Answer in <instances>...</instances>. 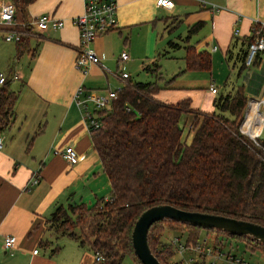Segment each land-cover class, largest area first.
I'll use <instances>...</instances> for the list:
<instances>
[{
  "label": "crops",
  "instance_id": "0c3cea01",
  "mask_svg": "<svg viewBox=\"0 0 264 264\" xmlns=\"http://www.w3.org/2000/svg\"><path fill=\"white\" fill-rule=\"evenodd\" d=\"M7 1L13 0H0V4ZM173 1L174 6L168 9L158 6L156 0H117L118 26L94 40L101 63L92 65L85 75L75 66L80 38L73 22L74 16L84 10L83 0H32L27 4L25 22L49 13L64 19L65 24L59 29L30 35L28 49L18 57L16 43L4 38L12 26L0 23V72H4L8 80H17L11 87L19 92L13 121L0 132L3 137L0 148V264L95 263L94 251L88 244L81 245L69 235L55 231L48 220L59 205L85 203L91 206L100 198H109L111 193L110 179L94 148L83 110L74 100L80 84L98 93L117 90L125 81L119 83L110 75H116L114 72L121 64L126 71L128 67L140 70L144 64L157 59L161 66L162 58L170 56L169 41L177 43L176 49L184 48L183 60L185 45L193 44L198 50L207 49L213 62L218 52L230 68L239 67L242 39L253 34L257 23L264 22V0H207L220 5L219 8H212L201 0ZM18 20L15 19L16 27ZM198 23V29L190 32ZM236 27L238 35H234ZM262 27L264 29V25ZM123 50H127L130 57L120 62ZM164 51L167 54L158 58ZM260 61L255 68L264 64V51ZM143 71L158 75V72ZM13 72L18 78L12 77ZM128 72L131 79L132 74ZM182 74L198 73L184 71ZM212 84L211 80L208 84L212 96L210 105L200 108L198 103H191L192 107L214 109L213 100L219 87L214 84L218 89L214 93L210 90ZM177 86L181 85L170 83L165 89ZM161 91L155 96L166 102L188 97L184 91L171 89L166 94ZM257 105H252L255 112ZM190 118V114H184L181 123H187ZM67 145L84 157L71 164L60 152H55ZM36 171L40 172V179L30 186L28 182ZM7 235L16 237L13 254L4 248ZM36 248L37 253L34 252ZM54 248H57L55 252Z\"/></svg>",
  "mask_w": 264,
  "mask_h": 264
},
{
  "label": "trees",
  "instance_id": "16d2710c",
  "mask_svg": "<svg viewBox=\"0 0 264 264\" xmlns=\"http://www.w3.org/2000/svg\"><path fill=\"white\" fill-rule=\"evenodd\" d=\"M31 1L13 0L19 28L26 21L25 9ZM199 26H192L190 32ZM254 27L253 34L241 41L240 71L247 69L248 44L264 33L260 23ZM29 36L24 35L16 43L17 57L28 49ZM169 43L172 47L177 44ZM185 51V68L179 73L211 69L212 57L207 49L186 44ZM261 52L253 66L260 64ZM166 54L160 52L158 58ZM262 67L264 64L252 71L249 82L217 95L211 111L192 107L189 96L177 102L155 96L169 87L176 75L164 85L156 79H128L117 89L111 107L99 110L101 125L92 131L94 148L111 182L110 197L100 198L91 206L59 205L48 219L50 227L101 253L104 259H95L94 264H121L126 254L135 264H143L135 252L132 231L140 214L154 205L168 203L264 225V136L256 144L240 130L250 96L258 94L263 86ZM143 69L159 75L160 63L155 59ZM18 95L8 78L0 85V132L13 121ZM184 114L191 115L187 123L192 126L190 140L182 137ZM165 224L184 234L190 245L200 240L205 229L207 233L216 232L217 243L232 237L245 241L251 249L264 250V245L249 237L165 219L154 222L148 232L150 248L162 264H172L170 258L174 255L164 238Z\"/></svg>",
  "mask_w": 264,
  "mask_h": 264
},
{
  "label": "built area",
  "instance_id": "2783aa9c",
  "mask_svg": "<svg viewBox=\"0 0 264 264\" xmlns=\"http://www.w3.org/2000/svg\"><path fill=\"white\" fill-rule=\"evenodd\" d=\"M203 4H209L212 8H219L220 5L201 0ZM84 10L81 14L74 16L73 22L79 29V47L78 54L75 59V66L84 75L88 73L90 67L94 64L101 63V58L93 46L94 40L110 30L118 26L117 18V0H83ZM158 6L165 8H172L174 6L173 0H156ZM16 6L13 1H7L0 4V23L12 26L8 30L4 38L7 41L19 42L24 35H32L48 29H59L64 26V19L54 17L49 13H42L34 18L32 21L21 23V28L16 27L15 24ZM264 25V22L262 23ZM29 27V28H27ZM27 28V30L22 29ZM255 27L253 28V30ZM239 34V28L234 29V35ZM216 46H214V49ZM264 51V33L256 37L255 40L248 44L247 54L245 57V64L249 67L258 52ZM130 57L127 50L120 53L119 61H126ZM108 72H110L108 70ZM116 76L124 80V84L130 79V73L125 70L123 64L118 67V71L114 72ZM13 78H18V74L12 73ZM8 78L4 72H0V83H3ZM210 90L214 93L218 92L217 86L212 84ZM117 98L116 89H107L104 93H98L88 90L84 85L80 84L75 93L74 100L76 104L83 110V117L88 123L90 132L97 129L101 125L99 110L109 109L112 101ZM252 101L258 103L256 112L252 114V119L246 121L249 113V108ZM264 98L254 100L250 96L245 117L241 123L240 130L243 134L249 136L256 144H259L258 138L263 136L264 131ZM192 126L188 125L189 128ZM256 131V132H255ZM255 132V133H254ZM254 133V134H253ZM3 146V137L0 135V148ZM264 149V147H263ZM55 152H60L71 164L80 161L84 156L79 155L73 146L67 145L62 150L56 149ZM40 172L36 171L30 178L28 185L38 183L40 179ZM108 199V198H107ZM178 234V233H177ZM16 237L14 235H7L4 239V248L9 254L14 253ZM221 242V243H220ZM219 243L215 239L209 238V235L202 236L195 244H188L184 234L173 235L167 239V245L171 246L174 255L170 258L172 264H250L245 261L243 257H239L231 249L226 248L227 238H221ZM37 253L38 249H34ZM176 258H173L174 256ZM94 259L103 260L104 256L96 252Z\"/></svg>",
  "mask_w": 264,
  "mask_h": 264
},
{
  "label": "rangeland",
  "instance_id": "374dc122",
  "mask_svg": "<svg viewBox=\"0 0 264 264\" xmlns=\"http://www.w3.org/2000/svg\"><path fill=\"white\" fill-rule=\"evenodd\" d=\"M166 37L164 36L163 39ZM20 42V41H19ZM17 42V43H19ZM170 48V49H169ZM167 47V49L170 51V56H165L162 58L161 66L162 70L159 72V75L155 74H148L143 71L142 68L140 70H137V67L134 69V67H128V71L131 72L132 78L135 80H141V81H147V80H157L159 84L164 85L170 78L176 75V77L172 80V84H180L181 86H177L175 88H170L169 90L162 88L160 89L161 93L170 92L171 89H174L176 91H184V93H187L188 96L192 98L191 103L194 105V103H198L203 108L204 106H208L211 103L212 96L210 95L208 84L212 80L214 84H216L219 87V93L215 94V97L219 95L220 93H225L228 91L233 90L234 88H237V86L241 85L244 81V83L249 82L253 70L255 69V66H253V63L247 67L248 72L246 69L239 70V67L236 66L235 68H230L228 63L225 59L220 55V53L216 52V60H212V66L210 70H185L190 71V73H198L194 75H186L182 74L183 72L179 73L182 69L185 68V62L182 58L183 54L182 51H184V48H175V47ZM232 66V63L231 65ZM259 68V67H258ZM261 69V66L260 68ZM263 75H264V67H262ZM177 73H179L177 75ZM247 73V74H246ZM112 79H117L120 82H122L120 78H118L116 75L112 74L110 75ZM15 82L17 83V80L11 81V86ZM263 86L261 87V91L258 94L251 95L254 100H260L264 98V76L262 79ZM225 83L227 84L226 87H224ZM113 87V85H112ZM229 88V90H228ZM166 94V93H165ZM261 110L264 109V106H260ZM247 109V108H246ZM183 120V119H182ZM243 122V121H242ZM188 123V120H187ZM183 121V136L184 138L189 139L191 136V133H188V124ZM190 124V123H189ZM241 126V125H240ZM192 128V127H191ZM191 128H189V131H191ZM264 136V131H263ZM163 234L164 238L167 239L171 238L173 235L181 234L180 231H177L174 228H171L168 226V224H165L163 226ZM178 233V234H177ZM202 236L209 235V238L213 239L215 237L216 232L215 231H208L203 229L201 232ZM224 236V235H223ZM226 239V237H224ZM227 246L226 248L231 249L233 252H235L239 257H243L245 261H248L250 264H264V250L260 248L251 249L249 248L245 241L241 239H236L232 237H227ZM175 255L173 258H176ZM121 264H135V262L132 260L131 256L129 254H126L121 262ZM166 264H170L167 262Z\"/></svg>",
  "mask_w": 264,
  "mask_h": 264
},
{
  "label": "water",
  "instance_id": "95a60500",
  "mask_svg": "<svg viewBox=\"0 0 264 264\" xmlns=\"http://www.w3.org/2000/svg\"><path fill=\"white\" fill-rule=\"evenodd\" d=\"M165 219L249 237L264 245V225L262 224L220 214L190 211L165 203L144 210L134 224L132 231L133 246L143 264H162L150 248L148 232L154 222Z\"/></svg>",
  "mask_w": 264,
  "mask_h": 264
},
{
  "label": "bare ground",
  "instance_id": "6f19581e",
  "mask_svg": "<svg viewBox=\"0 0 264 264\" xmlns=\"http://www.w3.org/2000/svg\"><path fill=\"white\" fill-rule=\"evenodd\" d=\"M253 103H257V102H256V101H252V102H251V105H250V108H249V113H248V115H247L246 121H249L250 119H252V118H253V117H252V114L255 113V110L252 108V107H253V106H252ZM257 104H258V103H257ZM248 116H249V117H248ZM255 132H256V131H255ZM255 132H254V133H255ZM254 133H253V134H254Z\"/></svg>",
  "mask_w": 264,
  "mask_h": 264
}]
</instances>
